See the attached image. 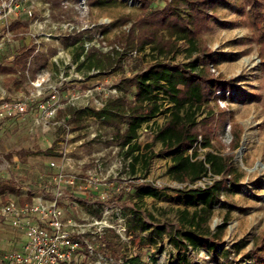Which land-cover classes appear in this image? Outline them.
Returning a JSON list of instances; mask_svg holds the SVG:
<instances>
[{
    "label": "rangeland",
    "instance_id": "obj_1",
    "mask_svg": "<svg viewBox=\"0 0 264 264\" xmlns=\"http://www.w3.org/2000/svg\"><path fill=\"white\" fill-rule=\"evenodd\" d=\"M122 1L120 4L97 5L84 0V11L80 14L74 7L76 1L65 0L66 7L63 8L68 11V15L56 9L51 12L52 19H71L95 27L104 24L106 32L99 42L101 45L105 43L106 46H112L108 42L114 39L120 28L126 30L130 26L127 23L117 27L112 23L134 17L138 13L139 0ZM260 1V14L250 13L251 9L254 10L250 8L252 0L221 1L216 17L201 35L205 45L218 54L217 67L212 68L211 72L220 74L230 83L224 90L215 92L216 100L209 101V107L217 118L215 123L223 120L222 131L213 137V150L222 155L233 154L241 177L236 189L222 192L221 203L214 208L207 221L212 232L220 231L219 248L230 250V253L222 254L215 260L205 251H188L189 259L196 264H252L254 255L264 256V0ZM46 3L51 4L50 0H26L22 7L33 6L35 13L40 15ZM11 20L27 22V30H12L11 39L4 41L0 47V63H7L19 47L32 42L36 44L37 52L48 55L46 66L37 74L48 75L52 82L56 80L60 69H65L67 75L70 74V69L64 63L66 54L71 55L70 52L59 44L57 37H41L36 34L50 32L49 24L34 25L22 10ZM91 41L98 43L97 39ZM61 48L64 49V54H58V49ZM176 60H185L184 53L178 54ZM128 65L129 62H126L122 69L112 72L109 70L103 74L111 76V80H118L123 73L128 74ZM83 77L88 83H96L102 79V76L96 75ZM27 81L25 78L16 86L7 80V75H0V100L12 99L16 90L27 89ZM222 96L226 99H222ZM36 119L31 115L0 119V183H9L16 189L15 192L6 190L0 193V206L9 199L26 201L25 198L29 197V200L41 194L45 184H53L57 167L50 165L51 160L60 164L67 162L71 170L78 173L93 174L113 181L111 196L117 194L116 188L142 180L160 187L181 186L170 180L165 173L169 159L162 156L155 155L151 159L146 178H140V170L132 175L127 161L122 159L119 146L111 138V131L91 114L84 116L83 126L80 128L65 117L47 124ZM162 120L163 117L159 115L155 122L159 124ZM138 140L141 143L151 140L149 125L141 128ZM233 141L238 143L234 148ZM159 148L160 143L155 142L152 151L157 153ZM206 150L207 148H200L199 157H203ZM207 182H211V179L204 177L197 184L204 185ZM119 192V202L112 203L127 218L128 208L121 204L135 197H132L131 190L121 189ZM78 193L72 197L64 196L61 200L66 217L82 221L96 215L99 202L95 196L83 198ZM143 205L168 230L178 224L177 210L185 208L175 201L172 191H169L167 197L160 199L145 198ZM187 208L192 210L193 207ZM145 234L141 233L136 238L132 234L125 238L116 234L119 246L118 257L114 258L115 264H120L121 260L134 254L145 260L154 257L158 263L176 260V250L167 243L166 237L157 244H149L140 239ZM86 239L95 244V250L100 251L102 244L96 237L94 240L91 234H87ZM24 240L21 230L0 217V251L17 249ZM159 247H162L160 252ZM83 260L92 262L91 257Z\"/></svg>",
    "mask_w": 264,
    "mask_h": 264
},
{
    "label": "trees",
    "instance_id": "obj_2",
    "mask_svg": "<svg viewBox=\"0 0 264 264\" xmlns=\"http://www.w3.org/2000/svg\"><path fill=\"white\" fill-rule=\"evenodd\" d=\"M63 1L50 0L51 8L68 15ZM221 1L139 0L136 16L112 23L117 27L127 23L130 26L126 30L120 28L108 42L113 45L106 52L96 46L84 50V41L92 40L94 34L103 38L104 24L59 37V44L70 52L76 70L85 76L91 69L106 73L122 69L126 62L129 65L128 74L123 73L117 80L118 94L107 96L98 108L68 106L59 109L57 118L69 115V120L80 128L84 116L93 115L111 131V138L119 146L132 175L140 170V178H146L151 159L155 155L162 156L169 159L165 173L181 185L160 187L145 180L130 183L135 199L121 204L129 211L125 218L128 233L134 238L146 233L140 239L149 244H157L166 237L167 243L176 250V260L158 263L154 257L145 260L134 254L121 260L120 264H196L189 259L188 251H205L215 260L230 253V250L219 248L220 231L212 232L207 226L214 208L221 203L222 192L236 189L241 177L233 154L215 152L212 143L214 135L222 131L223 120L215 123L217 118L209 101L216 100L215 92L224 90L230 83L220 74L211 72L217 67L218 54L205 45L201 35L216 17ZM89 2L104 5L123 1ZM260 5V0H252L250 8L254 10L250 13H262ZM27 26V22L12 21L10 29L25 32ZM35 47L32 42L19 47L7 63H0V75H7V80L17 85L25 78H34L46 66L48 58L45 52H34ZM180 53H184L185 60H176ZM222 99L226 98L222 96ZM159 115L163 120L158 124L155 119ZM144 125H149L151 140L141 143L139 131ZM155 142L160 143L157 153L152 151ZM237 144L233 141L232 147ZM200 148H207L203 157H199ZM204 177L210 178L211 182L197 184ZM6 190L16 191L13 185L0 183V193ZM169 191L178 204L185 206L177 210L178 224L170 230L143 205L145 198L167 197ZM120 197L121 192H117L110 201L118 203ZM188 206L193 207L192 210ZM101 244L100 251L118 257V237L112 230L102 236ZM161 250L159 247L158 252ZM254 256L252 264H264V256Z\"/></svg>",
    "mask_w": 264,
    "mask_h": 264
},
{
    "label": "built area",
    "instance_id": "obj_3",
    "mask_svg": "<svg viewBox=\"0 0 264 264\" xmlns=\"http://www.w3.org/2000/svg\"><path fill=\"white\" fill-rule=\"evenodd\" d=\"M24 1L26 0H0V47L13 36L11 19L17 17L20 10L34 25L49 24L50 32H36L41 37H57L59 41L62 35L95 28V25L81 24L71 19L53 20L50 3H46L42 13L37 15L33 6L22 7ZM62 5L66 7L64 1ZM84 6V0H76L74 5L80 14L84 11ZM36 34L31 35L36 37ZM101 37L94 34L93 39L98 40L97 44L85 40L84 50L96 46L104 52L109 51L112 46H106L105 43L101 45ZM34 52H37L36 47ZM58 54H64V49H58ZM64 63L70 69V74L67 75L65 69H60L53 82L44 73L36 74L34 78H28L25 91L12 99L0 100V119L31 115L37 121L47 124L56 122L59 109L68 106L98 108L107 96L118 94L116 78L111 80V76L91 69L88 77L96 75L102 76V79L96 83H88L83 74L76 70L71 55L66 54ZM64 117L69 120V115L62 118ZM50 165L57 167L54 182L45 184L41 194L26 201L9 199L0 206V217L21 230L25 236L19 248L0 251V264H115L114 257L95 250V244L86 239V235L91 234L94 240L96 237L101 242L102 236L109 230L122 238L129 234L121 209L114 207L110 201L114 182L93 174L78 173L71 170L67 162L60 164L51 160ZM116 189L118 192L121 189L129 191L130 185ZM77 192L87 193L89 197L95 196L99 202L96 215L82 221L66 217L61 200L64 196H75ZM85 257H91L92 262H85Z\"/></svg>",
    "mask_w": 264,
    "mask_h": 264
},
{
    "label": "crops",
    "instance_id": "obj_4",
    "mask_svg": "<svg viewBox=\"0 0 264 264\" xmlns=\"http://www.w3.org/2000/svg\"><path fill=\"white\" fill-rule=\"evenodd\" d=\"M12 21H13V22H14V21H19V22H21L20 20H12ZM16 86H17V84H16ZM25 90H26V88L16 90L14 96L18 95L19 93H21V92H23V91H25ZM77 193H78V192H77ZM78 195L81 196V197H83V198H89L88 194H87V193H84V192H79Z\"/></svg>",
    "mask_w": 264,
    "mask_h": 264
}]
</instances>
